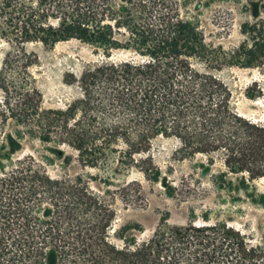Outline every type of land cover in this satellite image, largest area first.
I'll use <instances>...</instances> for the list:
<instances>
[{
    "label": "trees",
    "instance_id": "16d2710c",
    "mask_svg": "<svg viewBox=\"0 0 264 264\" xmlns=\"http://www.w3.org/2000/svg\"><path fill=\"white\" fill-rule=\"evenodd\" d=\"M168 2L0 0V44L8 46L0 69V264H264V241L252 243L227 222L170 226L163 217L140 240L132 233L143 230L139 223L114 228L113 205L117 196L135 202L139 189L102 192L83 175L56 178L34 156L14 157L33 138L71 147L84 167L102 168L109 180L114 159L156 180L154 140L175 136L184 157L223 159V176L239 175L244 185L264 177V122L236 109L218 75L195 68L191 58L207 50L203 34ZM243 32L247 38L224 60L264 66V22L246 23ZM71 39L105 58L71 74L81 97L65 109L45 108L32 71L39 56L27 45ZM115 49L141 57L114 60ZM10 120L17 133L6 137ZM255 201L264 207V195Z\"/></svg>",
    "mask_w": 264,
    "mask_h": 264
},
{
    "label": "rangeland",
    "instance_id": "374dc122",
    "mask_svg": "<svg viewBox=\"0 0 264 264\" xmlns=\"http://www.w3.org/2000/svg\"><path fill=\"white\" fill-rule=\"evenodd\" d=\"M168 4L174 14L197 25L203 34L207 50L191 58L195 68L218 75L232 90L236 109L264 122V66L244 67L224 60L225 52L237 48L247 38L244 24L264 22V0H169ZM27 47L39 56L32 71L43 93L45 108L65 109L81 97V89L68 81L73 78L71 74L80 76L87 67L105 58L102 50L76 39L54 46L31 42ZM7 50L6 44H0V69ZM140 57L135 50L127 49H115L111 54L114 60ZM16 133L17 127L10 120L5 136ZM180 146L175 136H159L154 140L149 155L160 171L156 180L148 177L140 166H121L117 159L109 180V174L102 168L84 167L71 147L33 138L24 139L14 157L32 155L56 178L83 175L95 190L102 192L126 185L132 194L139 189L141 193L135 202L127 204L117 196L113 205L117 210L114 228L126 222L139 223L143 230L132 233L140 240L152 236L164 217L170 226H183L191 221L227 222L252 243L264 241V207L255 201L264 195V177L244 185L239 175L223 176L227 168L220 157L216 156L214 163L203 153L184 157ZM149 155L140 154L138 158ZM135 181L140 185L133 184ZM113 240L121 244L120 240Z\"/></svg>",
    "mask_w": 264,
    "mask_h": 264
}]
</instances>
